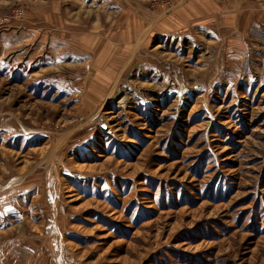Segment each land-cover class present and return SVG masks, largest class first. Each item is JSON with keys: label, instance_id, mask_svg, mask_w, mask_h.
<instances>
[{"label": "rangeland", "instance_id": "374dc122", "mask_svg": "<svg viewBox=\"0 0 264 264\" xmlns=\"http://www.w3.org/2000/svg\"><path fill=\"white\" fill-rule=\"evenodd\" d=\"M0 264H264V0H0Z\"/></svg>", "mask_w": 264, "mask_h": 264}]
</instances>
